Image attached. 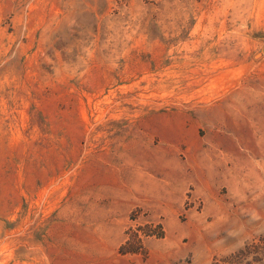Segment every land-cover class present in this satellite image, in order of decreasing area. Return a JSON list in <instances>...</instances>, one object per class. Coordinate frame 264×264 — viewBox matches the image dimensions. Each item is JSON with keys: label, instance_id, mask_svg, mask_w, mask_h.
<instances>
[{"label": "rangeland", "instance_id": "1", "mask_svg": "<svg viewBox=\"0 0 264 264\" xmlns=\"http://www.w3.org/2000/svg\"><path fill=\"white\" fill-rule=\"evenodd\" d=\"M0 264H264V0H0Z\"/></svg>", "mask_w": 264, "mask_h": 264}]
</instances>
